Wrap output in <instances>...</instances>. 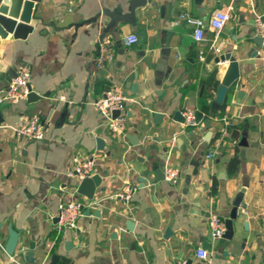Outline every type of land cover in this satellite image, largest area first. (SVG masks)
Here are the masks:
<instances>
[{"label": "crops", "instance_id": "obj_1", "mask_svg": "<svg viewBox=\"0 0 264 264\" xmlns=\"http://www.w3.org/2000/svg\"><path fill=\"white\" fill-rule=\"evenodd\" d=\"M36 1L31 34L0 40V89L27 67L41 98L0 105V243L10 229L18 235L11 257L0 248V264H264V48L253 38L264 0H145L132 24L122 17L141 0ZM215 11L231 16L218 33L208 26ZM182 12L205 21L202 42L178 19ZM128 35L138 43L127 46ZM102 42L112 58L98 67ZM227 53L240 75L214 110L228 66L215 59ZM112 87L130 96L122 134L92 107ZM185 108L201 120L198 130L180 125ZM33 115L44 124L42 141L15 133ZM222 116L233 123L237 147L222 145L229 142L220 135ZM214 148L218 155L207 159ZM75 157L91 160L101 178L91 201L66 176ZM167 168L178 170L177 184L164 180ZM127 184L136 190L125 202ZM241 190L233 238L214 239L209 214L228 219ZM72 201L89 206L77 229L56 235L58 205ZM199 248L208 260L195 256Z\"/></svg>", "mask_w": 264, "mask_h": 264}, {"label": "built area", "instance_id": "obj_2", "mask_svg": "<svg viewBox=\"0 0 264 264\" xmlns=\"http://www.w3.org/2000/svg\"><path fill=\"white\" fill-rule=\"evenodd\" d=\"M178 19L193 29L194 41L197 43L204 40V26L205 21L201 18H195L187 13H179ZM231 16L228 12L215 11L212 18L208 21L209 28L218 33L230 21ZM254 33L261 39V48H264V21L260 15L254 14L253 19ZM127 46L138 43V38L135 35H128L124 39ZM108 42H102L98 46V57L96 58V65L103 66L107 60L112 58L109 52ZM29 69L22 67L16 74V77L8 84L7 87L0 89V105L3 103L14 104L22 100H26L29 96ZM64 99V98H62ZM127 99L124 93L118 87H112L106 91V94L92 102V107L100 116L106 121L107 128L113 134H122L125 132L127 117L126 112ZM113 113H118V116H113ZM182 119L180 125L185 128L198 130L201 127V120L196 117L194 110L186 109L181 113ZM221 124L223 126L220 135L222 137H229V142L225 143L222 140V145L227 144L229 147H237V141L230 138V132L233 131L234 126L227 116H222ZM17 136L26 138L30 141H42L45 138L44 124L38 115H33L27 119L19 128L15 129ZM229 133V135H228ZM218 155L217 149L214 148L207 152L206 158L213 159ZM93 162L90 160H81L79 158L72 159L71 168L67 171L66 176L70 179H75L78 183L82 180L89 179L93 176ZM179 172L174 168H167L164 171V180L171 184H177ZM136 188L127 184L120 197L127 202ZM89 206L87 202H60L57 212L54 216L56 218V235H60L65 230H73L78 228V219L82 215L83 209ZM208 226L210 235L214 239H221L225 232V221L218 218L215 214H209ZM0 248L4 250V246L0 243ZM195 256L203 261L208 260L209 255L207 250L199 248L195 251ZM12 260V258H11ZM177 264H186V261L178 262Z\"/></svg>", "mask_w": 264, "mask_h": 264}, {"label": "water", "instance_id": "obj_3", "mask_svg": "<svg viewBox=\"0 0 264 264\" xmlns=\"http://www.w3.org/2000/svg\"><path fill=\"white\" fill-rule=\"evenodd\" d=\"M145 0L139 1H132L130 3V11L128 14L123 15V19L125 22L132 24L135 20L134 18V11L137 7H141L145 5ZM37 1L36 0H0V40L5 39L8 35L12 36L14 39H24L27 37L31 32L33 31L34 27L37 25L38 20L35 18V5ZM121 18V17H120ZM255 45L258 48H261V39L254 33L253 35ZM162 54L163 58L161 61V67L165 65L166 61L169 58V51L164 50L160 52ZM219 61H227L228 66L225 70L224 77L217 88V93L215 95L214 101L212 103V108L214 110L219 109V107L224 103L226 94L228 92V88L235 83V81L239 78L240 71L238 70V63L236 62L235 58H233L229 53L216 57L215 63ZM14 79L16 77V73L13 75ZM29 90V96L27 97L28 101L33 102L34 100L41 99L38 97L34 92L31 91L30 86L28 88ZM131 93H136L134 91V88L130 89ZM124 97L126 99H129L130 96L127 94V92L124 93ZM113 116H118V113H113ZM161 117L158 114H154V118ZM136 139V137H132L130 139V142L133 143V141ZM136 141V140H135ZM205 141L209 143L211 141V133H208L205 137ZM137 143V142H136ZM157 179L159 180V175L161 178H163V174L161 171H157ZM101 178L99 175H93L89 179L82 180L78 183L77 187V194L84 197L87 201H91L94 198V195L96 193V190L101 186ZM244 192V190H241V193L236 198L235 203L233 204L232 211L228 217V219L225 220V232L222 235L224 239L231 240L234 233V221L237 219V212L238 208L241 203V194ZM56 222V218H54V221ZM132 223H127V229L132 228ZM18 235L14 231L10 229L7 243L4 246L5 253L11 257L13 253L15 252L17 248V242ZM30 250H33V247L30 246ZM32 252H28L24 256V260L27 263L34 262V258L32 256ZM53 260H57V256L53 257ZM11 264V263H10Z\"/></svg>", "mask_w": 264, "mask_h": 264}, {"label": "trees", "instance_id": "obj_4", "mask_svg": "<svg viewBox=\"0 0 264 264\" xmlns=\"http://www.w3.org/2000/svg\"><path fill=\"white\" fill-rule=\"evenodd\" d=\"M221 108H222V106H221ZM229 163H230L229 164V172L231 174H234L237 171V168H238V165H239L238 159H233Z\"/></svg>", "mask_w": 264, "mask_h": 264}]
</instances>
